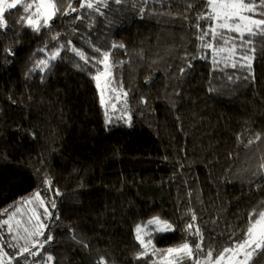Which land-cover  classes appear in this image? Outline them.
I'll return each mask as SVG.
<instances>
[{"label":"trees","instance_id":"obj_1","mask_svg":"<svg viewBox=\"0 0 264 264\" xmlns=\"http://www.w3.org/2000/svg\"><path fill=\"white\" fill-rule=\"evenodd\" d=\"M108 7L104 16L93 14L91 28L113 33L109 49L124 45L112 50L110 62L112 86L128 92L130 127L121 120L106 129L92 78L97 67L70 50L61 51L50 70L31 71L45 59L40 49L58 46L57 33L60 44L71 40L87 55H99L86 42L91 38L103 50L95 30L78 28L85 20L57 14L50 29L34 32L14 23L22 8L6 15L9 30L0 31V212L37 190L46 202L55 200L40 237L52 235L42 256L53 260L27 257L28 264H99L102 257L107 264H152L156 257L135 258L143 250L135 229L154 217L175 229L146 227L157 249L185 242L195 249L199 237L186 231L194 223L203 235L198 258L208 251L216 257L243 240L250 213L264 211V38L254 41L250 70L225 68L196 38L195 18L205 0H109ZM42 177L51 179L52 191ZM4 250L10 256L17 251ZM251 264H264V253Z\"/></svg>","mask_w":264,"mask_h":264},{"label":"snow or ice","instance_id":"obj_2","mask_svg":"<svg viewBox=\"0 0 264 264\" xmlns=\"http://www.w3.org/2000/svg\"><path fill=\"white\" fill-rule=\"evenodd\" d=\"M113 3L119 5L124 0H112ZM64 0H0V31L9 30V24L6 15H11L12 10L22 8V15L15 24L30 28L34 32H39L41 28H51V22L57 14L61 16H71L72 13L77 15L74 20H85L88 27L91 28V21L95 19L94 13L104 16V9H108L109 0H79V7L73 6V0H67L66 6ZM191 8V5H189ZM206 21L207 24L201 27V22ZM195 29L197 40L200 41L202 50H211L214 56L220 59L213 60L214 64H223L225 68H247L251 69L252 61L256 58L257 46L255 39L257 37L264 38V0H205V10L200 12L195 18ZM75 31V30H74ZM60 34L57 33L52 37L57 41L58 46L55 50L49 51L47 45L39 51L45 55V59L36 62L31 71L39 70L44 73L54 66L61 54V51L70 50L75 56L79 57L85 65L91 64L97 67V73L93 75L96 86L101 91L100 103L105 106V125L116 124L123 120L124 123L131 126V116L127 102L128 92L124 91L122 85L113 87L114 77L112 73L113 65L110 62L112 50L119 47L124 48L123 44H112L111 49L102 50L92 44L91 38H87L86 42L93 52L98 53L96 56H89L85 51L73 45L71 40L65 44L59 43ZM219 42V47H217ZM9 54L11 50H8ZM206 58V57H201ZM99 66V67H98ZM189 67L191 65L189 64ZM183 69L181 72L183 73ZM104 78L105 85L101 88V78ZM232 79L231 76L228 77ZM107 89L110 93L109 103L112 114H109L108 106L104 98V91ZM118 93L116 95H111ZM117 101L122 102V106L118 107ZM141 103H147L145 99H141ZM127 117V119H125ZM33 138L35 134L32 133ZM257 140L261 137L257 136ZM248 143H252L249 141ZM264 167V165H262ZM44 184L49 191H52V181L47 177H42ZM59 195V191H55ZM30 205V215L24 220V213L21 209L25 208V212L29 211L25 206ZM55 209L56 202L54 199L45 201L39 190L33 192L29 197L20 198L16 204L10 205L8 208L0 212V264H19L20 258H24V264H28L27 257H41L46 262H51L53 257L49 254L42 256V250L49 244L53 237L49 234L45 239L44 232L48 228L46 221L52 218V212ZM43 209V211H39ZM20 216V219L17 217ZM57 219L59 217H56ZM196 220V216L192 214V221ZM154 231L165 233L174 231L173 226L167 221H162L159 217H154L147 222L146 226L137 225L135 229L136 240L140 244L142 251L136 254L137 260H143L146 257H156L152 260V264H184L186 260H192L193 264H251L255 256L264 253V211H253L249 214V227L242 241L234 243L233 246L225 248L214 260L213 252L208 251L206 259L202 262L198 258V254L203 251V235L200 229L189 223L186 231L199 237V242L195 245V249L185 242L176 247H169L161 250L157 249L151 238L152 233L146 231V227H153ZM5 231L10 239H5ZM20 241H24L23 244ZM16 249L14 255H9L4 250V246ZM87 247V245H85ZM35 249V250H33ZM7 258V259H6ZM99 264H107L102 257Z\"/></svg>","mask_w":264,"mask_h":264},{"label":"rangeland","instance_id":"obj_3","mask_svg":"<svg viewBox=\"0 0 264 264\" xmlns=\"http://www.w3.org/2000/svg\"><path fill=\"white\" fill-rule=\"evenodd\" d=\"M109 8V7H108ZM104 10H106V9H104ZM93 21V20H92ZM91 21V22H92ZM79 24V23H78ZM79 30H81V31H83L84 33H88V29H89V27H88V24L87 25H79ZM87 30V31H86ZM91 31H94V33L93 34H97L96 35V37H99V41L101 42V44H102V46H103V50H108L109 49V45H110V41L112 40V38H113V36H112V34L110 35L109 33H106L105 31L104 32H102V31H100V30H97V29H95V28H91L90 29ZM89 30V31H90ZM86 31V32H85ZM100 84H101V88H104V85H105V81H104V78L102 77L101 78V81H100ZM99 90V92H100V95H101V91H100V89H98ZM104 94L105 95H107V94H109V91L107 90V89H105V91H104ZM118 104H120V102L118 103ZM27 209H29V211H27V212H25V208H22L21 209V211H22V213H24V220H26L27 219V216L28 215H30V208H31V206L30 205H28V206H25ZM39 211H41V209H39ZM6 218V217H5ZM21 217L20 216H18L17 217V219H20ZM170 232H172V231H169V232H165V233H170ZM5 234L7 235V233H6V231H5ZM8 236V235H7ZM9 238H10V236H9ZM20 243L21 244H23L24 243V241H20ZM217 257V256H216ZM216 257H213V259L215 260L216 259ZM256 257V256H255ZM254 257V258H255ZM253 258V259H254ZM7 259V258H6ZM205 259H203V260H201L202 262L204 261ZM253 261V260H252ZM184 264H193V262L191 261V260H186V261H184ZM225 264H227V262H225Z\"/></svg>","mask_w":264,"mask_h":264}]
</instances>
